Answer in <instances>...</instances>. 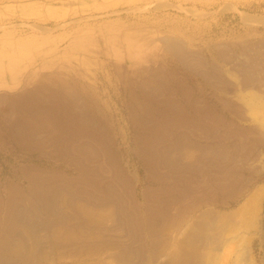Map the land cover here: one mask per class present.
Listing matches in <instances>:
<instances>
[{
    "label": "bare ground",
    "instance_id": "obj_1",
    "mask_svg": "<svg viewBox=\"0 0 264 264\" xmlns=\"http://www.w3.org/2000/svg\"><path fill=\"white\" fill-rule=\"evenodd\" d=\"M80 39L68 41L61 66H74L92 52L78 45ZM160 42L174 45L165 38ZM7 45L0 53V100L12 110L0 115V140L37 151L55 165L19 164V178L0 180V264H258L257 255L264 253V153L259 162L253 155L264 148V87L250 89L251 80L241 78L238 93L233 89L239 103L221 98L209 104L178 76L175 89L182 102L157 66L160 73L128 84L132 148L151 183L143 187L139 201L134 179L113 148L105 116L85 94L61 78L59 103L53 98L48 102L46 95L43 101L34 98L44 87L39 85L9 94L30 82L36 60L42 61L46 52L28 54L27 59L28 45L15 40ZM201 62L194 69L200 77L207 71ZM219 84L223 89L224 81ZM21 97L22 103L13 102ZM227 110L250 127H231ZM258 176L261 182H256ZM218 198L227 211L203 209L186 223L201 204L212 206Z\"/></svg>",
    "mask_w": 264,
    "mask_h": 264
},
{
    "label": "rangeland",
    "instance_id": "obj_2",
    "mask_svg": "<svg viewBox=\"0 0 264 264\" xmlns=\"http://www.w3.org/2000/svg\"><path fill=\"white\" fill-rule=\"evenodd\" d=\"M155 1L0 0V9L5 14L3 20L0 21V41L9 43L10 40H15L16 42L25 43V45H28V50L24 55L26 58L28 54L33 53V57H36L38 53L46 52L42 61L36 60L35 62V70L31 74L33 77H29L33 80H30L19 90L10 91L9 94H19L23 89H30L39 85V87H44L37 89V93L32 94L33 97H37L43 101L45 96L42 95H46L48 102H52V98L55 101L57 98L60 99L63 93L61 86L63 81L69 82L74 90L80 94L82 93L81 95L85 94L89 103L91 101L95 103L94 107L95 109L97 108V113L105 116L107 126L110 129L109 133L112 138L113 148H115L121 163L123 162L122 166L126 174L130 176L132 181L134 179L133 183L139 201H141V190L150 182L146 180L142 163L132 148L134 131L129 123V117L127 118L130 102L128 101L130 100V92L128 93L130 87L128 84H132V81L141 80L143 77L147 78L153 73H158L157 67H159L160 72L166 74L167 79H169L168 84L173 87V90L177 88L178 84L176 85V80L179 76L196 97L199 94L198 98L203 99L209 104H216V101L221 100V98L224 101L228 100V98L233 99L239 103L240 101L237 100L233 92L235 90L236 94L238 93L237 88L241 78L247 77L246 79L251 80L250 83L248 80L250 89L253 87H264V0H160L161 3L163 2L162 4H160L159 0ZM158 4L161 8L157 6ZM27 7L29 9H25ZM154 7L157 8L154 9ZM131 8L133 9L131 10ZM22 10H30L31 12L28 11L27 14L29 17L22 14ZM104 26L109 27L111 33L109 28ZM104 32L111 35L105 36L103 35ZM77 36L81 37L78 45L89 48L92 52L86 56H80L76 65L65 68L61 66L63 59L61 56L63 55V51L66 50L65 48H67L68 41ZM123 37L128 42L127 44L123 41ZM161 38L173 42L174 45L167 47L166 44L160 42ZM175 38L178 40L177 42ZM180 43L184 45V48H182V45L180 46L181 48L179 47ZM175 45L178 47V50L175 49ZM171 48L176 51L174 52ZM4 49L6 47L1 49L0 53ZM193 50H195L194 53ZM53 52L54 54H52ZM191 54H200V58H198L199 55ZM186 56H190L191 61L195 60L193 64L190 60L188 61L189 58ZM202 58L203 60H200ZM197 60L198 63L203 61L201 62V65H204L202 68L208 71L203 73L204 76L202 77L204 79L199 74L197 76L196 72H194L195 66H199ZM212 62L214 64L213 67L211 66ZM66 64L68 65L69 63ZM210 67L212 70L209 69ZM214 68H217V70H213ZM234 68H238V71L240 70L242 74ZM208 73L213 79L211 76H208ZM212 74L220 76L219 78L217 76L215 79V75L213 76ZM238 76L242 77L239 78ZM59 78L63 81L59 80ZM44 79L46 80L44 81ZM211 81L212 84H215H210ZM217 81L218 83L219 81H224L223 89L222 87L220 88V84L216 85ZM125 83L126 85H124ZM226 83L227 85H225ZM229 84L233 88L230 89L229 87L227 90ZM199 88L200 90H198ZM48 90L54 91V94L51 95ZM177 91L179 89H175L172 92L176 95V98L178 97L177 99H181L182 96ZM165 94H169V92L165 91ZM213 94L214 96H212ZM32 95L30 98H32ZM56 95L59 96L57 97ZM216 96L217 98H214ZM50 97L51 99L49 100ZM24 98L21 97L16 102H13L20 104L24 101ZM6 102L0 100V115L8 114L12 110L9 102ZM20 107L19 105L15 108ZM224 116L227 119L226 121L231 124V127H250L246 121L240 119L239 121V117L229 110L225 111ZM11 147L13 148L10 149ZM19 148L12 142L0 140L1 182H5L7 179L19 178L20 173L16 171L19 164L33 163L38 167L55 165L52 159L40 156L37 151H26L27 149ZM263 151L264 148L261 145L255 152L257 154L253 155V157L255 156V162H259L263 158ZM259 153L261 156H258ZM262 180V176L256 178V182H261ZM217 200L216 205L208 206L201 204L192 213L193 215L190 214L191 216L186 223H190L191 219L199 212L208 208H216L215 211L222 209L220 212H225L226 207L222 205V199L218 198ZM258 246L257 243L255 248L257 249ZM263 254L257 255L258 264H264Z\"/></svg>",
    "mask_w": 264,
    "mask_h": 264
},
{
    "label": "crops",
    "instance_id": "obj_3",
    "mask_svg": "<svg viewBox=\"0 0 264 264\" xmlns=\"http://www.w3.org/2000/svg\"><path fill=\"white\" fill-rule=\"evenodd\" d=\"M25 9H29V7H27V8H25ZM28 11H30V10H22L21 11V13L22 14H25L26 16H28L27 14H28ZM24 12V13H23ZM5 14H3V11L0 9V21H2L3 20V18L5 17L4 16ZM21 15V14H20ZM8 43L7 42H3V41H0V51H1V49H3L4 47H6L7 48V45ZM5 54H9V52H6ZM32 56H33V53L31 54ZM28 59V58H27Z\"/></svg>",
    "mask_w": 264,
    "mask_h": 264
}]
</instances>
